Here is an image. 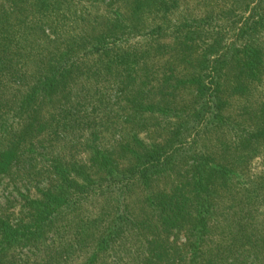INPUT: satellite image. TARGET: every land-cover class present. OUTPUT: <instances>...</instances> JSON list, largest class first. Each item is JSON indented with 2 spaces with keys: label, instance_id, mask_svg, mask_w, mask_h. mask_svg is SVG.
Returning <instances> with one entry per match:
<instances>
[{
  "label": "trees",
  "instance_id": "1",
  "mask_svg": "<svg viewBox=\"0 0 264 264\" xmlns=\"http://www.w3.org/2000/svg\"><path fill=\"white\" fill-rule=\"evenodd\" d=\"M47 1L0 0L2 75L14 61L13 49L26 57L28 48L34 50L37 66L26 79L22 66L7 72L34 83L12 105V112L27 114L21 127L10 139L2 133L8 140L0 144V184L13 171L25 173L26 183L46 175L36 195L19 192L23 208H30L25 216L0 213V264H68L76 248L88 252L82 264H255L252 252L240 256L233 247L264 243L254 218L257 204L243 210L228 244L221 243L222 233L215 246L208 243L211 223L220 230L224 216L215 218L214 194L236 174L222 162L230 149L224 143L219 149L221 163L194 152L197 140L187 136L236 132L234 138L246 144L264 138L262 0H88L70 14L75 23L62 26L59 16L68 19L63 0ZM228 2L233 8H226ZM257 10L263 13L254 20ZM247 13L237 28V17ZM228 15L235 17L231 23L214 26ZM66 25L70 29L62 31ZM230 25L235 31L226 29ZM27 29L32 35L25 38ZM229 31L231 40L224 37ZM20 37L22 47L10 48ZM112 188L119 190L116 201ZM107 191L105 206L112 211L116 204L117 210L97 237L103 222L95 229L84 225L81 202ZM66 234L70 242L57 244ZM126 244L130 249L118 256ZM21 247L29 254L40 247L49 252L23 258Z\"/></svg>",
  "mask_w": 264,
  "mask_h": 264
},
{
  "label": "rangeland",
  "instance_id": "2",
  "mask_svg": "<svg viewBox=\"0 0 264 264\" xmlns=\"http://www.w3.org/2000/svg\"><path fill=\"white\" fill-rule=\"evenodd\" d=\"M4 1L6 2L7 0H4ZM262 2L264 4V0H262ZM229 3L230 2L226 4L227 6L226 8H233V5H230ZM47 4H49V0L46 2V5ZM42 5H43V2L40 1L39 5L34 8L35 12L39 13L38 11L39 8L40 9L43 8ZM87 6H88V0H63V2L61 3L62 14H65L68 19L66 20L64 19L65 18L64 16L63 18L59 16L60 18L59 25L62 26L64 23L66 24L70 22L75 23L76 16H73L70 14H76L78 13V9L81 10L83 7H87ZM100 7L102 8V5ZM262 13H263L262 10H257L254 13H252V16L251 15L250 16L254 17V20H256L257 16H259ZM247 17H249V13H247L246 15L237 17V21H238L236 25L237 28L241 26L240 24H243L245 22V18ZM52 18H55L56 20V16L54 15L53 9L50 12V19ZM234 18L235 17H232V19H229V15H228L227 18L220 19V21H217L214 24V26H219L221 24L222 26L225 27L227 22L230 21L231 23L234 20ZM33 21H36V19ZM247 21L249 22V25H251L250 23H252V18H250ZM229 27L230 29L232 28V30L230 31H235L236 27L230 25V26H227L226 29H229ZM258 27L259 26H256V28ZM69 29H70V26L66 25L64 29H62V31H68ZM12 30H13L12 32H14L15 29H12ZM230 31L224 37H229L231 40L232 38H234V34L233 32H230ZM226 33H227V30H226ZM31 35H32V30L27 29V31L25 32V38L30 37ZM22 37H20V43L18 45L16 44L14 45L13 44L14 42H11L10 48H14V46L22 47V45L25 43V39ZM133 43L134 41H132V44ZM236 44L240 48V43L237 42ZM236 44L233 45L234 49H238V47L237 48L235 47ZM12 51H13V56H14L13 60L15 62L13 61V63L10 65L9 68L4 69L3 75L0 71V82L3 81V83L0 85V116L1 114H5L6 115L5 118H9V120L5 122L6 124H3V128L0 127V144L6 143L7 140L10 139L11 134L15 132L16 130H19L22 123L26 119V115H27L26 113L21 114L20 116V115H17L16 112L15 113L12 112L11 110L13 106L16 104V102L20 99V96L23 95V92L25 91L28 92L29 88H31L34 83V81H31V80L29 81L23 80L20 76H17V73L16 75H14L13 73H7V72H9L10 69H12L13 71H16V70L18 71V69L22 68L19 71L26 70V75H25V79H26V77L30 75L29 72H33L37 68V66L32 63V58L35 55L34 50H31L28 48L27 57L22 55L23 51L18 52L17 49H13ZM25 57H26V60H25ZM22 60H25L26 62L24 66L21 64ZM16 63H19V65L16 66ZM20 66L22 67L20 68ZM229 74L230 76L228 77H232L231 73ZM228 82L231 84L233 83L232 79H229ZM108 92L110 93V91ZM107 93L104 92V94H107ZM27 94H29V92ZM107 96L110 97V95H107ZM12 115H14L13 118H12ZM4 130L6 131L5 132L6 134L9 132L8 137L6 136L8 139L2 135ZM200 132L202 134L193 132L192 134H189L187 136L188 140L190 141H192L194 137L197 140L190 148H192L194 152L202 151V152H206L207 154H212L213 156H215L217 161L221 162L220 161L221 157L218 156L217 153L219 152V149L223 147V143H224L227 146V149H230V150L229 152L225 154V156H223L222 162L228 164L229 169L230 170L233 169L234 173H236L235 175L232 174V178L230 179V181H228L227 183L228 188L219 189L214 194L216 198V205H218L219 207L218 210L216 211L215 218L218 217L217 215H221V214H223L224 216L220 218L221 219L220 221H222V224L220 225V230L219 228L217 229L218 226H216V223L214 221L211 223L213 226L211 235L213 237L212 238L208 237V240H209L208 243H210L212 247L215 246V244L217 243L218 234L222 233L223 235L222 237H224L222 239H224V241L221 243L228 244L225 241L229 237L230 239L232 238L234 229L235 231L237 230V228H235L234 226V223L235 222L237 223L240 220L243 214V210L248 207L249 203L258 205L259 214H254V218H255V222L257 223V225L260 228L264 229V138L262 139L261 137L260 141H257V142L253 141V142L246 144V142L242 143L241 140L237 141V139L234 138V135L236 134V132H230V133L220 132L221 134L220 137L216 134V132L210 133L209 131L203 132L202 130H200ZM219 138H221V142L216 140ZM222 140L224 141L222 142ZM258 142L260 143L256 144ZM38 167H40V165H38L37 168ZM24 174L25 173L23 172L17 173L16 171H13L10 175L2 179L1 184H0V203L3 209H7L5 211L0 208V213H2V215L6 213L8 214L10 218H17V217L20 218L21 216H25L27 212H29L30 208L29 207L23 208V205L25 206V203H24L25 201L23 202L21 201V196L18 195L19 192L21 191L22 193L27 194L26 191L31 190L30 194L36 195L35 193L36 187L45 186V183L43 182V180L44 178H46V175L45 177L39 175L38 177L33 178L30 181L31 183L29 182L26 183L24 182V179H25ZM94 177H97V176L94 174ZM161 183H162L161 186L164 187V186H168L169 181L167 179H162ZM116 188L111 189V193H113V195L110 197V199L114 197L115 201H116V197L119 195V190ZM109 194H110V191L109 192L107 191L103 194H97L95 196H92L91 198L89 197V199L88 198L83 199V201L81 202L83 206L81 207L83 209V213H82L83 220L82 221L84 225H88L90 229H95L96 223L100 221L103 222L100 225V229H96L97 237L102 232L106 231L105 229L107 227L106 224H108L109 222L105 223V221L108 220V218H110L108 216H111V215L113 216L115 211L117 210L116 204H114V202H113L114 209L112 211L108 205L107 207L105 206V200L109 198L110 196ZM78 207L79 206H77V209ZM101 210L103 211L102 213L99 212ZM233 210H235L234 214L232 212ZM104 211L107 214H103ZM61 224H62V221H61ZM240 224H243V222ZM240 224H238L236 227H240ZM91 233H89L88 235L91 240L90 245H93L92 240L94 238V235L92 236ZM183 234L184 233H180L179 235L180 241H184ZM57 239H59L58 241H56L57 244L62 242V245H63L64 239H66L67 243L70 242V237L67 234L65 235V238L59 236V238ZM226 244L225 246H227ZM232 245L230 244V246ZM256 245L257 246H254V247L252 246L246 247L245 245H241V243L238 242L237 245H235L233 248L237 247L236 250L238 253H240V256L244 255L245 250H249L257 257L256 259H254L256 260L255 264H264V243L260 245L259 244H256ZM21 246H27V245H21ZM125 246L127 247L118 248L116 250L120 252L117 254L118 256H124L125 254L124 251L126 250V248L129 247V245L126 244ZM28 248L29 247H21L18 249V253L21 254L23 258L24 256H29L33 259L34 256H37V255L45 256L46 252L47 253L49 252L48 250H45L43 247L42 248L40 247L39 248L40 252L39 251L35 252L34 250H31L32 254H29L30 251L27 250ZM90 249H92V247L88 248L89 252H90ZM207 250L209 252L210 249L208 248ZM239 250L241 251L239 252ZM69 254H70L71 259H70V262H68V264H82V262L87 258L88 252L86 251V249L76 248L74 250L72 249ZM71 254H74V255L71 256ZM231 254H233L231 256L233 258L234 253L232 252ZM210 257L212 258V256H205L204 258L206 260H209L208 258ZM224 258L230 259L227 256H224ZM251 260L252 259H248L246 264H250ZM135 261L136 260H134V262ZM211 261H214V259ZM230 261L233 262V259H230L229 261H227V263ZM129 262H133V261L130 260ZM122 264H124V262Z\"/></svg>",
  "mask_w": 264,
  "mask_h": 264
}]
</instances>
